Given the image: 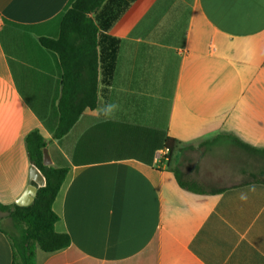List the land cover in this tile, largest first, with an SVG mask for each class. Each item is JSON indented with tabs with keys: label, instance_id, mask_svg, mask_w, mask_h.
Segmentation results:
<instances>
[{
	"label": "crops",
	"instance_id": "crops-1",
	"mask_svg": "<svg viewBox=\"0 0 264 264\" xmlns=\"http://www.w3.org/2000/svg\"><path fill=\"white\" fill-rule=\"evenodd\" d=\"M70 1L0 0V204L34 185L32 130L68 169L53 210L71 245L36 264H264V0H135L107 32L112 84L100 70L96 107L56 140L62 71L41 39Z\"/></svg>",
	"mask_w": 264,
	"mask_h": 264
},
{
	"label": "trees",
	"instance_id": "trees-1",
	"mask_svg": "<svg viewBox=\"0 0 264 264\" xmlns=\"http://www.w3.org/2000/svg\"><path fill=\"white\" fill-rule=\"evenodd\" d=\"M134 1L71 0L61 17L59 37L41 39L43 47L57 55L62 71L60 119L54 139L64 137L85 108L96 107L100 70L103 86L112 84L121 41L107 32ZM172 142L168 140L166 146L169 153L173 150ZM25 143L30 162L44 177L45 185L38 188L30 206L0 204V212L7 213L12 223L13 233L3 232L11 240L16 264H36L37 250L53 253L71 245L68 234L56 232L59 217L53 210L68 169L44 165L43 150L47 142L39 130H32ZM238 145L254 151L240 141ZM254 152L264 154V151ZM253 179L264 182V171L253 175Z\"/></svg>",
	"mask_w": 264,
	"mask_h": 264
},
{
	"label": "water",
	"instance_id": "water-1",
	"mask_svg": "<svg viewBox=\"0 0 264 264\" xmlns=\"http://www.w3.org/2000/svg\"><path fill=\"white\" fill-rule=\"evenodd\" d=\"M43 163L46 166H51V158L47 148L43 150ZM31 179L34 182V185L28 187L24 195L16 202V205L19 207L30 206L34 201L38 187L40 188L45 185L44 177L35 166L31 169Z\"/></svg>",
	"mask_w": 264,
	"mask_h": 264
},
{
	"label": "rangeland",
	"instance_id": "rangeland-1",
	"mask_svg": "<svg viewBox=\"0 0 264 264\" xmlns=\"http://www.w3.org/2000/svg\"><path fill=\"white\" fill-rule=\"evenodd\" d=\"M261 168H263V170H264V165ZM259 172L260 171H257L256 174H258ZM5 217H6L5 220H4L5 222L4 221L2 222V226H4L10 233H13V227H12L11 220H10V218L7 215Z\"/></svg>",
	"mask_w": 264,
	"mask_h": 264
},
{
	"label": "clouds",
	"instance_id": "clouds-1",
	"mask_svg": "<svg viewBox=\"0 0 264 264\" xmlns=\"http://www.w3.org/2000/svg\"><path fill=\"white\" fill-rule=\"evenodd\" d=\"M115 107H116L115 105H110V106L108 107V109H107V112H108V113H111V112L114 110ZM241 199H245V197L242 195V196H241Z\"/></svg>",
	"mask_w": 264,
	"mask_h": 264
},
{
	"label": "built area",
	"instance_id": "built-area-1",
	"mask_svg": "<svg viewBox=\"0 0 264 264\" xmlns=\"http://www.w3.org/2000/svg\"><path fill=\"white\" fill-rule=\"evenodd\" d=\"M169 151V150H168Z\"/></svg>",
	"mask_w": 264,
	"mask_h": 264
}]
</instances>
